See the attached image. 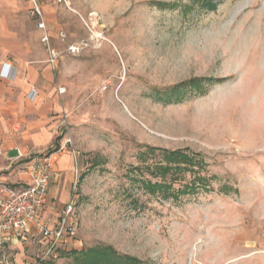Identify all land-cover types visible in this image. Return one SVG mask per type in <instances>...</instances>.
I'll return each mask as SVG.
<instances>
[{
	"label": "rangeland",
	"instance_id": "obj_1",
	"mask_svg": "<svg viewBox=\"0 0 264 264\" xmlns=\"http://www.w3.org/2000/svg\"><path fill=\"white\" fill-rule=\"evenodd\" d=\"M203 1L37 0L60 57L29 104L67 93L53 148L19 172L70 153L74 234L50 254L40 236L2 243L0 264H77L95 247L143 264H264V0ZM177 151L194 164L165 179ZM70 200L49 201L51 225Z\"/></svg>",
	"mask_w": 264,
	"mask_h": 264
},
{
	"label": "crops",
	"instance_id": "obj_2",
	"mask_svg": "<svg viewBox=\"0 0 264 264\" xmlns=\"http://www.w3.org/2000/svg\"><path fill=\"white\" fill-rule=\"evenodd\" d=\"M35 3L38 5L37 0H0V68L2 63L10 62L18 72L14 81L0 78V185H22L26 182L19 173L24 161L17 159L19 152L27 157L53 148L59 122L49 115L53 111L56 113L55 102L67 93V89L59 85L51 100L40 97L38 104H29L32 102L28 93L32 87L41 90L45 85V88L53 89L49 78L57 69V66L53 69L49 64L45 45L41 44L44 33L38 27L39 19L32 13ZM51 11L48 6H44L42 11L50 40L53 38ZM39 73L44 75L46 82L38 80ZM59 88L66 92L59 94ZM16 125L21 126L19 132H15ZM50 158L57 173L49 194V199L56 201L52 203L53 209L57 201L68 202L71 198V155L56 152ZM36 236L39 235L32 231L22 242ZM19 241L9 239L0 241V244ZM42 242L46 246V242Z\"/></svg>",
	"mask_w": 264,
	"mask_h": 264
},
{
	"label": "built area",
	"instance_id": "obj_3",
	"mask_svg": "<svg viewBox=\"0 0 264 264\" xmlns=\"http://www.w3.org/2000/svg\"><path fill=\"white\" fill-rule=\"evenodd\" d=\"M32 13L39 19L38 27L44 33L42 42L47 46L48 62L55 69L60 54L51 46L43 13L36 3ZM68 50L73 54L79 52L76 46H71ZM17 74V69L12 63L1 64L0 78L14 81ZM58 90L59 94L66 92L64 88ZM37 98L38 92L32 87L28 93V99L35 102ZM69 144H72L71 140L65 142L64 148ZM23 158L25 155L19 152L17 159ZM22 170L19 173L26 177L24 184L0 185V241L24 240L26 235L33 231L46 242L47 254H50L62 243L66 235L74 234V228L71 225V214L74 209L73 198L66 204L59 223L55 226L51 225L50 219L46 217V211L49 207L51 185L57 179L51 158H35Z\"/></svg>",
	"mask_w": 264,
	"mask_h": 264
},
{
	"label": "trees",
	"instance_id": "obj_4",
	"mask_svg": "<svg viewBox=\"0 0 264 264\" xmlns=\"http://www.w3.org/2000/svg\"><path fill=\"white\" fill-rule=\"evenodd\" d=\"M203 3V5H206V7L210 9L215 8V4H213L211 0H204ZM58 149V147L54 148V150L51 151V154L56 153ZM164 160L166 161V165H160L158 167V173L165 179L169 174L182 170L181 165L194 164V160L181 151L165 152ZM149 187L152 189H165V191L168 189L167 185L156 184L153 187L151 183L149 184ZM75 255L77 264H143L134 257L120 255L110 247H95L85 250L82 253H75Z\"/></svg>",
	"mask_w": 264,
	"mask_h": 264
}]
</instances>
